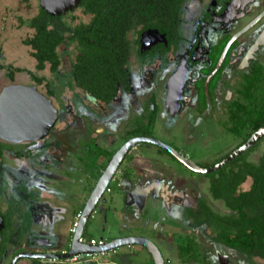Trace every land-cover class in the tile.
Listing matches in <instances>:
<instances>
[{
	"label": "flooded vegetation",
	"instance_id": "1",
	"mask_svg": "<svg viewBox=\"0 0 264 264\" xmlns=\"http://www.w3.org/2000/svg\"><path fill=\"white\" fill-rule=\"evenodd\" d=\"M81 2L60 16L76 25L88 23L91 16L84 14ZM40 9L39 5L36 16ZM79 10L90 17L88 22H75L74 14ZM150 31H157L159 36L146 38ZM69 38L70 35L66 34V41L57 48L60 60L57 69L54 70L51 63L46 64L49 78L40 76L39 72L45 71L46 66L39 69L38 61L32 57L37 73L20 72L10 79L6 72L8 83L1 88L2 92L11 85L35 87L52 103L58 116L42 139L20 143L0 139V264H52V260L45 259L46 256L67 254L72 214L67 215L66 222L65 218L60 219L59 207L54 205L53 197L57 191L61 192L59 187L64 182L55 183L54 179L59 170L65 169L67 160L70 168L77 161L86 167V160L78 154L80 146L88 150L90 146L102 149L97 139L110 125L105 107L137 97L146 87L157 91L151 97L153 109L150 112L158 108L156 119L162 106L169 117L175 118L191 109L206 112L209 108L217 110L215 106L221 105L219 111L226 119L224 128L239 139L209 168L217 166L247 144L264 126V0H186L175 32H160L154 28L142 31V27L130 31L125 40L127 45L113 50L107 72L98 65L92 75L83 69L84 64H78L82 53L76 41L72 44L76 46L75 58L68 72L62 73L59 49L69 42ZM78 66L84 70L80 80L75 77ZM23 73L28 74L30 83L25 84L22 76L21 82L16 81V75ZM237 103L242 108L239 124L235 116ZM251 106H255L254 112ZM76 133L85 134L86 138L75 144L78 148H72L66 136ZM263 155L264 136L222 168L259 164ZM253 181L251 175H246L240 191L249 192ZM245 184L249 185L243 190ZM169 195L168 192L162 193L161 200L168 202ZM203 195L216 213H237V210L225 207L221 200L201 192L193 209L195 214H198ZM135 197L138 201L141 198ZM213 203L222 205L216 207ZM169 208H180L178 210L183 212L186 209L174 203ZM195 222L193 220L188 226L194 231H208V242L216 254L213 263L264 264V253L251 256L233 249L216 240L218 231L215 227L205 223L196 225ZM58 226L61 227L58 236H49V232ZM191 241L197 250L191 259L199 261L205 250L195 239ZM186 243L188 246V240Z\"/></svg>",
	"mask_w": 264,
	"mask_h": 264
},
{
	"label": "rangeland",
	"instance_id": "2",
	"mask_svg": "<svg viewBox=\"0 0 264 264\" xmlns=\"http://www.w3.org/2000/svg\"><path fill=\"white\" fill-rule=\"evenodd\" d=\"M39 5V0H0L1 64L37 73L31 49L24 45V41L32 37L34 32L27 25L22 24L24 22L27 24L31 18L36 16ZM74 16L76 23L90 20V17L82 14L80 10L76 11ZM59 53L62 56L61 71L62 73L68 72L70 63L75 58L76 46L65 43L60 47ZM47 69L48 66L45 71L39 72L40 76L49 78ZM6 72V70L0 71V92L2 86L8 83ZM21 76L24 77L25 84L30 83L27 73L17 74V82L22 81ZM144 89L143 92L139 91L137 97H131L129 100L123 99L117 104L105 107V114L110 117V125L107 123L109 127H105V132L98 136L99 147L115 153L147 124L153 109L151 97L157 91L152 87ZM215 107L217 110L209 108V111L206 112H201V109H191L189 112L186 111L187 113L182 117L171 118L162 106L153 128V138L171 146L198 165H211L231 149L239 139L224 128L225 115L219 111L222 106ZM65 136L66 134L61 138ZM66 138L72 148H78L75 147V144L85 139L86 136L76 133L67 135ZM78 154L86 160V167L77 161L74 164L71 162L74 167L70 168L69 160H67L65 169L59 170V174L56 173L54 179L55 183L64 182L59 187L61 192L57 191L53 200L54 205L59 207L60 219L65 218L64 222H66L67 215L72 214L69 227L71 240L74 236L71 229L76 218L82 212L106 169H104L106 160L92 154L85 146H80ZM258 155L259 153L256 157ZM128 156L109 185L112 193L105 192L101 201V206L107 202L109 206H112L109 214L107 215L106 211H103L104 214L99 213L100 207L89 220L83 236L89 240L88 237H94L111 242L120 234L118 233L119 229L121 232L125 229V233H134L152 241L162 253L167 264H215L213 258L216 254L213 252L212 244L210 246L208 242V231H194L188 226L190 222L185 223L179 215L168 210L173 203L183 205L186 209H195L199 194L203 191L204 194L207 193L208 179L193 174L180 163L173 162L170 158L159 154L155 148L142 149L137 146L130 151ZM126 173L130 175L128 180L131 181L130 189L133 198L139 196L143 200L139 204L138 200L133 199L132 201L135 203H131V201H127V198L122 197V203L132 209L120 211L121 204L114 206V202L112 203L111 200L113 195H122L120 189L123 188V182L120 181V178H124ZM248 185H243V190L247 189ZM139 192L141 193L139 194ZM166 192L170 194L168 202L161 200L162 193ZM137 193L138 195H135ZM156 199H160L157 201V205L154 203ZM215 205L221 207L222 203H215ZM141 214L145 217H142ZM125 219H127L126 222L123 221ZM61 223H63L62 220ZM57 228V232H60L61 227ZM189 238L195 239L205 250L199 261L192 260L190 256L184 258L179 252L180 246L187 244L186 240ZM119 259L124 260L127 264H151L149 261L151 258L147 251L139 246H124L106 256L84 257L78 261H66L64 264H108L111 262L121 264Z\"/></svg>",
	"mask_w": 264,
	"mask_h": 264
},
{
	"label": "trees",
	"instance_id": "3",
	"mask_svg": "<svg viewBox=\"0 0 264 264\" xmlns=\"http://www.w3.org/2000/svg\"><path fill=\"white\" fill-rule=\"evenodd\" d=\"M185 1L82 0L80 7L84 14L91 16V20L88 23L77 25L72 22L68 23L64 16L52 17L43 9H40L36 17L30 19L27 24L25 22L22 24L27 25L34 32L32 37L24 41V45L30 47L31 56L38 61L39 69H43L46 64L51 63L53 69L56 70L60 64L57 48L66 41L65 35L67 34L70 35L68 43L73 44L76 41L80 47L82 57L80 55L78 58V64H84L83 69L87 73L92 75L98 69V65L102 67L103 72H107L114 54L113 50L117 51L118 48L127 45L125 40L130 31H138L142 27V31L154 28L160 32H175ZM0 70H6L10 79H14L16 73L28 72L4 64H0ZM84 70H80V66H78L76 79H81ZM154 100L155 98H153ZM235 106V116L239 124L242 108H240L239 103ZM250 109L252 112L256 110L255 106H251ZM157 112L158 108L156 107L150 114L147 125L143 126L131 138L153 137L152 128L156 121ZM138 146L142 149L155 148L159 154L177 163L169 153L161 148L148 143H142ZM89 150L105 159L106 165H108L114 154L92 146L89 147ZM212 165L200 166L209 168ZM192 173L208 179L206 194L221 200L224 202L225 207L231 211L237 210V213L229 215L216 213L208 203L205 195L199 201L198 214H195L191 209H185L183 212L178 210L180 208H172V211L179 215L185 223L190 222L191 224V221L196 220V225L205 223L215 227L218 231L216 240L233 249L251 256L259 253L263 254L264 155L259 164H246L244 167L238 166L237 168L230 165L211 174ZM246 175L253 177V185L249 192H241L240 186ZM124 177L129 179L130 175L126 173ZM191 240L188 239V246H180L181 250L179 249V252L184 258L196 256L197 250Z\"/></svg>",
	"mask_w": 264,
	"mask_h": 264
},
{
	"label": "water",
	"instance_id": "4",
	"mask_svg": "<svg viewBox=\"0 0 264 264\" xmlns=\"http://www.w3.org/2000/svg\"><path fill=\"white\" fill-rule=\"evenodd\" d=\"M40 7L52 16H60L67 11L75 9L81 0H39ZM156 38L157 31H150L146 38ZM146 42V41H143ZM145 44V43H144ZM57 111L52 103L35 87H25L22 85H11L5 87L0 94V139L20 143L24 141H35L45 137L57 120ZM264 136V126L259 129L244 146L240 147L223 162L212 168L202 167L186 156L178 153L171 146L153 137H134L129 139L112 157L108 166L99 178L93 189L79 219L77 233L70 240L67 254H49L45 259L52 261H70L75 257L91 254H104L115 251L124 246H139L144 248L151 257L153 264H166L165 259L158 247L149 239L143 237H125L113 240L101 247H91L79 244V239L83 236L86 226L96 212L99 203L102 201L111 181L127 158L130 151L142 143H148L165 150L177 162L188 170L197 174H211L222 169L226 164L244 153L247 149L257 143ZM128 202H132L133 193L130 189V182L124 186ZM131 191V192H130ZM43 258L45 256H42Z\"/></svg>",
	"mask_w": 264,
	"mask_h": 264
},
{
	"label": "crops",
	"instance_id": "5",
	"mask_svg": "<svg viewBox=\"0 0 264 264\" xmlns=\"http://www.w3.org/2000/svg\"><path fill=\"white\" fill-rule=\"evenodd\" d=\"M107 151V150H106ZM107 164V163H106ZM109 164V163H108ZM123 165V164H122ZM108 165H105L104 166V169L107 167ZM120 181H122L123 183H122V187H123V184L125 185V183L126 182H130L131 183V181L130 180H128L127 179V177H122V178H120ZM131 185V184H130ZM128 186L129 185H127V186H124L123 188H117V189H120L121 191H122V195H113V198H112V200H111V202L113 203L114 202V206H119V204H121V207L119 206V209H120V211L123 209V210H131L132 208L131 207H128L126 204H123L122 203V197H124V199H126V190H123L125 187L126 188H128ZM110 193H112V190H111V192ZM133 199H136V197L135 198H133ZM137 200V199H136ZM158 200H160V199H156V201L154 202L156 205H157V201ZM163 201V200H162ZM131 203H135V202H131ZM138 203H141V198H139V202ZM154 203L151 205L152 207H153V205H154ZM134 206H136V205H134ZM140 206V205H139ZM139 206H137L138 208H139ZM101 207V209L98 211V209ZM111 207L112 206H109V204H108V202L106 203V204H104V206H101V202L99 203V205H98V208H97V210L96 211H98L99 213H103L104 214V212L106 211L107 212V215L109 214V211L111 210ZM169 210V212H171V213H173L174 214V212L172 211V209L171 208H169L168 209ZM104 211V212H103ZM125 214H127V213H125ZM142 214H144V213H142ZM141 214V216L142 217H145V216H143ZM149 214V213H148ZM75 215V214H74ZM146 216H148V215H146ZM176 217V216H175ZM178 218V217H177ZM123 221H127V219H125V220H123ZM58 228H54L53 230H52V232H49V236H51V237H57L58 236ZM125 229H123L122 230V232L120 231V229H119V231H118V233H120V234H118L114 239H112V241L113 240H116V239H120V238H125V237H142V236H139V235H135L134 233H125ZM122 233H124V234H122ZM126 234V235H125ZM88 238H92V239H96V238H94V237H88ZM97 240H105V239H103V238H100V239H97ZM105 242H106V240H105ZM106 243H108V241L106 242ZM106 255H108V254H105V256ZM99 256V255H98ZM151 258V257H150ZM120 261H121V259H119ZM150 261V263L151 264H153V261H152V259L151 260H149ZM108 264H115V263H113V262H111V263H108ZM121 264H127V262H124V260H122L121 261Z\"/></svg>",
	"mask_w": 264,
	"mask_h": 264
},
{
	"label": "built area",
	"instance_id": "6",
	"mask_svg": "<svg viewBox=\"0 0 264 264\" xmlns=\"http://www.w3.org/2000/svg\"><path fill=\"white\" fill-rule=\"evenodd\" d=\"M106 192L110 193V192H111V189L108 187V189H107ZM81 213H82V212H80L79 215L77 216L76 221H75V223H74V225H73V228L71 229V233H72L73 235H75V234L77 233L78 226H79V219H80V217H81ZM78 243H79V244H83V245H84V244H85V245H89V246H91V247H101V246H103V245L106 244V242L103 241V240H97V239H90V240H89V239L85 238L84 236H82V237L79 239ZM109 253H110V252H108V254H109ZM105 254H107V253H104V254L82 255V256H79V257H75V258H73L72 261H78V260H80V259H82V258H84V257H96V256H98V255H105Z\"/></svg>",
	"mask_w": 264,
	"mask_h": 264
}]
</instances>
